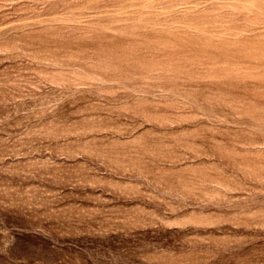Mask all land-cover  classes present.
Listing matches in <instances>:
<instances>
[{"label":"rangeland","instance_id":"374dc122","mask_svg":"<svg viewBox=\"0 0 264 264\" xmlns=\"http://www.w3.org/2000/svg\"><path fill=\"white\" fill-rule=\"evenodd\" d=\"M0 264H264V0H0Z\"/></svg>","mask_w":264,"mask_h":264}]
</instances>
